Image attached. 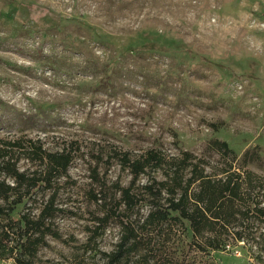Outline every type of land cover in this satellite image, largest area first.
Masks as SVG:
<instances>
[{
    "label": "rangeland",
    "instance_id": "374dc122",
    "mask_svg": "<svg viewBox=\"0 0 264 264\" xmlns=\"http://www.w3.org/2000/svg\"><path fill=\"white\" fill-rule=\"evenodd\" d=\"M2 142L19 144L10 154L29 175L44 171L34 148L72 157L12 216L53 205L35 264L109 263L119 221L104 228L94 196L114 207L116 184L130 186L124 153L189 151L210 174L245 168L264 184V0H0ZM152 177L164 178L137 186ZM247 222L249 247L214 264H264V221ZM147 241L133 263L182 260L177 240Z\"/></svg>",
    "mask_w": 264,
    "mask_h": 264
},
{
    "label": "trees",
    "instance_id": "16d2710c",
    "mask_svg": "<svg viewBox=\"0 0 264 264\" xmlns=\"http://www.w3.org/2000/svg\"><path fill=\"white\" fill-rule=\"evenodd\" d=\"M215 143L221 153H230L226 142ZM14 147L19 144L0 143V259L14 258L18 264H35L33 257L45 243L49 231L46 220L53 205L48 204L33 218L22 214L15 220L12 216L18 206L31 200L38 187L51 184L53 174H66L72 157L64 152L49 153L42 146L34 148V153H40L38 158L44 171L29 175L11 157ZM120 161L133 177L130 186L116 184L119 196L113 198L114 207L107 208L110 203L103 195L101 199L94 196L106 213L98 218L99 223L105 228L109 219L115 218L121 230L108 264H143L132 260L143 251L146 240L149 244L177 240L182 260H173L176 261L173 264H214L212 256L216 252L249 247L244 226L247 221L253 218L264 221V202L254 199L257 195L253 194L258 187L255 182L260 183L259 189L263 191L264 184L251 170L222 167L216 174H210L203 160L189 151L166 157L160 151L150 150L134 159L124 153ZM159 171L163 173L162 180L152 177L137 186L143 175ZM142 207L147 210L145 214H140Z\"/></svg>",
    "mask_w": 264,
    "mask_h": 264
}]
</instances>
